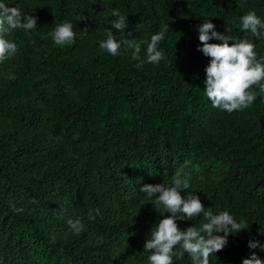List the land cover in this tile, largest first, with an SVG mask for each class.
Wrapping results in <instances>:
<instances>
[{"label": "trees", "instance_id": "trees-1", "mask_svg": "<svg viewBox=\"0 0 264 264\" xmlns=\"http://www.w3.org/2000/svg\"><path fill=\"white\" fill-rule=\"evenodd\" d=\"M0 3L37 18L34 29L6 35L17 52L0 61V264H149L145 239L170 213L139 189L176 174L190 180L182 196L195 193L205 211L248 225L210 264H241L252 251L264 260L248 247L264 243V94L253 87L256 99L231 113L213 107L197 29L203 19L218 32L228 27L261 60L264 35L242 30L240 18L254 12L264 21V0ZM114 9L125 30L111 29ZM62 23L73 26L72 44L50 35ZM166 25L164 59L146 62L147 42ZM107 29L117 40L131 32L144 41V62L124 46L116 56L102 50ZM77 220L78 234L69 226ZM204 222L202 214L176 220L181 230ZM173 264L191 259L174 255Z\"/></svg>", "mask_w": 264, "mask_h": 264}, {"label": "clouds", "instance_id": "clouds-1", "mask_svg": "<svg viewBox=\"0 0 264 264\" xmlns=\"http://www.w3.org/2000/svg\"><path fill=\"white\" fill-rule=\"evenodd\" d=\"M111 15L116 17L111 21V29L125 30L126 17L116 9ZM240 26L255 37L264 35V21L254 12L243 15L240 18ZM35 27V16L22 17L18 7H8L6 3H0V61L11 58L17 52V45L5 38L8 33L15 29L27 31ZM167 27L169 26L166 25L153 34L150 42H147L146 62L158 64L164 59V53L158 45L164 39ZM111 29L106 30L107 38L100 42L99 47L113 56L119 54L122 46L133 49L132 59L142 64L144 61L141 60L140 51L141 44L145 42L137 43L131 32L128 33V38L117 40ZM197 29L200 41L198 50L210 58L205 67L203 90L213 107L231 113L249 106L256 99L258 93L252 90L253 87L258 88L259 94H264V58L256 59L255 45L252 42L228 35L231 31L228 27L225 29L226 34L216 31L215 25L209 19H203ZM50 35L59 46L72 44L75 40L71 23L58 25ZM212 40L219 43L210 42ZM8 78L16 77L9 74ZM189 187L188 175L176 174L172 175L170 184L165 181L162 184H145L139 189L150 198L154 207L162 205L165 212L170 213L158 220L155 230L150 229L148 238L145 239L143 248L150 252L147 258L149 264H173L174 255L182 258L185 253L189 255L191 264H210L209 257L225 247L229 234L238 233L248 227L243 222H237L227 211L218 214H213L211 210L205 211L195 193L182 196L181 190L184 192ZM95 211L99 213L98 209ZM201 214L206 222L202 223L199 229L189 226L181 230L176 223L177 219H194ZM89 218L95 217L90 213ZM69 226L77 234L83 228L78 220L69 221ZM176 246H179L180 250L174 252ZM248 247L264 251V243L258 240H249ZM241 264H264V260L252 251L242 259Z\"/></svg>", "mask_w": 264, "mask_h": 264}]
</instances>
